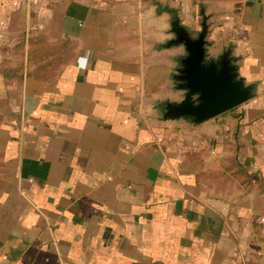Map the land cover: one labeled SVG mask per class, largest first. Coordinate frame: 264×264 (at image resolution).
<instances>
[{
    "label": "crops",
    "instance_id": "1",
    "mask_svg": "<svg viewBox=\"0 0 264 264\" xmlns=\"http://www.w3.org/2000/svg\"><path fill=\"white\" fill-rule=\"evenodd\" d=\"M201 5L260 94L160 125ZM0 264H264V0H0Z\"/></svg>",
    "mask_w": 264,
    "mask_h": 264
},
{
    "label": "water",
    "instance_id": "2",
    "mask_svg": "<svg viewBox=\"0 0 264 264\" xmlns=\"http://www.w3.org/2000/svg\"><path fill=\"white\" fill-rule=\"evenodd\" d=\"M199 30L194 33L171 11L172 37L162 46L183 47L177 67L172 72L173 90L181 92L182 99H165L157 105L163 121H185L198 125L215 118L260 94V82L248 81L241 74L234 46H223L213 52L209 40L210 15L201 5Z\"/></svg>",
    "mask_w": 264,
    "mask_h": 264
},
{
    "label": "rangeland",
    "instance_id": "3",
    "mask_svg": "<svg viewBox=\"0 0 264 264\" xmlns=\"http://www.w3.org/2000/svg\"><path fill=\"white\" fill-rule=\"evenodd\" d=\"M199 28L200 27H195L193 29L194 33H197V30H199ZM227 35L228 34H226V36ZM32 47L33 46H32V42H31V49H30L29 52L30 53L34 52V54H38V55H40L41 53H47L49 56H52L53 54L57 55L58 54V50H59V49L54 50L51 45H46V44H41V43L40 44L37 43V45H35L33 48ZM59 51H62V50H59ZM53 64H54V60H53V58H50V57L47 60H45V61L43 60L42 62H40V65H42V66H44V65L51 66ZM176 95H178L179 98L182 97V95H180V94H176ZM161 103H162L161 100H156L155 105H160ZM147 105H148V107H146V113H148L149 111L153 112L154 103H152L151 101L148 100ZM244 107H245V104H241V105H239V106H237V107L225 112L221 116H226V115L241 116V115H243L242 111H243ZM147 108H149V109H147ZM149 115H151V114H149ZM152 117H154L156 119L158 124L162 125L161 124L162 123V118H161V115H160V113H159L157 108L154 111V116H152Z\"/></svg>",
    "mask_w": 264,
    "mask_h": 264
},
{
    "label": "trees",
    "instance_id": "4",
    "mask_svg": "<svg viewBox=\"0 0 264 264\" xmlns=\"http://www.w3.org/2000/svg\"><path fill=\"white\" fill-rule=\"evenodd\" d=\"M31 53H34V52H31Z\"/></svg>",
    "mask_w": 264,
    "mask_h": 264
}]
</instances>
